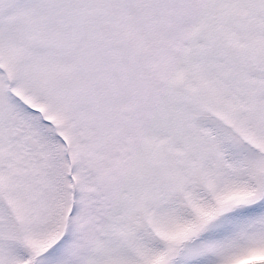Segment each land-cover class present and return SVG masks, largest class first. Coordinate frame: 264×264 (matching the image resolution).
Masks as SVG:
<instances>
[{"label":"snow or ice","instance_id":"6c2138e0","mask_svg":"<svg viewBox=\"0 0 264 264\" xmlns=\"http://www.w3.org/2000/svg\"><path fill=\"white\" fill-rule=\"evenodd\" d=\"M0 264H264V0H0Z\"/></svg>","mask_w":264,"mask_h":264}]
</instances>
